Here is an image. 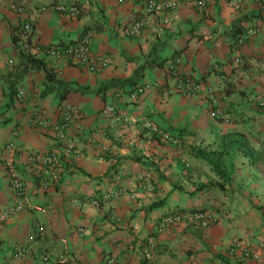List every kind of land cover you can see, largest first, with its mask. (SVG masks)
<instances>
[{"label":"crops","instance_id":"crops-1","mask_svg":"<svg viewBox=\"0 0 264 264\" xmlns=\"http://www.w3.org/2000/svg\"><path fill=\"white\" fill-rule=\"evenodd\" d=\"M10 2L25 4L28 11L16 13ZM57 4L69 9L59 12ZM143 9L142 0H0V210L15 197L10 164L28 186V209L0 228V264H101L107 256L115 258L114 264H141L139 245L155 233L158 220L170 211L196 208L206 211L210 226L164 229L157 235L155 264H264V250L260 260L225 254L235 240L254 246L264 242L263 167L252 166L237 150L223 180L208 161L217 158L225 133L245 134L264 153V110L249 101L251 96L264 99V66L231 61L236 22L241 30L258 28L237 53L264 60V0H242L239 6L232 0H208L203 12L182 2L169 24L150 16L145 29L131 37L127 28ZM26 20L35 23L27 51L22 45ZM85 32L92 36L93 51L111 58L103 71L93 73L45 55L49 45L75 41ZM155 44L164 46L158 53L165 60L162 66L156 65L158 59L149 61ZM28 58L42 60L62 81L91 88L129 79L148 65L132 83L100 93L69 92L61 99L57 91L45 93L47 71L29 68ZM173 59L197 79L194 95L163 94V86L174 85L167 73ZM138 86L147 88L143 95H136ZM20 89L26 93L22 100L17 98ZM64 104L81 113L58 145L62 162L52 172L61 179L44 190L27 159L32 152L49 150L54 134L33 126L31 116L41 113L55 122ZM108 104L116 113L104 116L101 109ZM147 118L178 143L151 135L142 125ZM11 141L13 150L6 148ZM118 189L119 196L104 198ZM27 243L33 246L29 255L16 257L15 246Z\"/></svg>","mask_w":264,"mask_h":264},{"label":"built area","instance_id":"built-area-1","mask_svg":"<svg viewBox=\"0 0 264 264\" xmlns=\"http://www.w3.org/2000/svg\"><path fill=\"white\" fill-rule=\"evenodd\" d=\"M144 2V9L128 26L127 33L131 37L138 36L146 27L148 18L155 16L158 18L161 25H167L170 22V14L178 8L182 2H187L195 6L200 12L206 10L208 6V0H142ZM235 5L239 6L242 0H232ZM55 10L59 12H66L69 8L63 4H57L54 6ZM9 9L18 13L25 14L28 8L25 4L18 2H10ZM73 13L77 12V7H72ZM159 24V25H160ZM35 29V23L32 20L24 21L22 25V35L25 40L23 41L24 50H30L32 43L30 37ZM258 34L257 26H250L245 30H242L237 34L232 41L233 56L231 61L236 66H245L247 64L255 63L258 66H264L263 58L259 56H252L250 58L243 57L238 54V50L247 41L252 39ZM46 56L52 58L55 61L65 60L69 63L79 65L87 68L90 72L99 73L110 66L111 58L106 53H95L92 49V36L90 33H83L78 39L72 42H63L59 44H51L43 49ZM167 73L169 78L174 81L172 87L163 86L161 88L165 96H169L171 92L179 93L184 96L194 95L198 89L199 84L197 79L192 73L182 72L179 67V62L175 59L170 60L167 63ZM144 86H138L135 91L136 95H143L146 92ZM26 93L24 89L18 90L17 98L24 99ZM118 95V94H117ZM249 101H253L257 106L264 110V99L256 98L255 96L249 97ZM59 118L55 122H51L41 113L31 116V123L33 126L40 129L51 131L54 134V145L47 151L32 152L28 156L27 167L33 169L39 177L40 187L44 190H48L52 185L58 183L61 179L60 174L54 173L57 166L62 162V156L59 151L58 145L67 139L68 129L80 116V110L76 106L61 105L58 109ZM116 107L113 104L105 105L101 109V114L107 116L109 114H115ZM121 118L127 123H133L132 118L129 115L122 114ZM143 128L150 132L151 135L158 137L160 140L169 143H178L179 139L172 135V133L166 129L161 128L154 120L145 119L142 123ZM19 131L14 132L15 138L18 137ZM6 148L13 150L15 148V142L11 141L6 145ZM188 165V164H187ZM9 174L11 177V184L13 186L15 197L14 199L0 210V228L11 217L28 209L27 204V182L19 174V170L15 165L10 164ZM119 179V177H117ZM122 193V189L110 191L105 193L104 198L109 199L119 196ZM52 209V205L48 206ZM182 224H190L200 230H205L211 224L206 211L203 209L190 210H174L170 211L162 216L157 224L155 233L147 236L138 248V255L141 259V264H155V258L159 249V242L157 235L164 229L170 226H178ZM32 244H17L14 248L15 256L23 258L32 251ZM264 242L260 241L256 246L249 243L243 244L239 240L233 241L231 246L226 250L227 256H240L244 259H257L260 260L263 256ZM115 258L112 256L105 257L101 264H114ZM71 264H80L77 260Z\"/></svg>","mask_w":264,"mask_h":264},{"label":"trees","instance_id":"trees-1","mask_svg":"<svg viewBox=\"0 0 264 264\" xmlns=\"http://www.w3.org/2000/svg\"><path fill=\"white\" fill-rule=\"evenodd\" d=\"M241 32V28H239L238 22L234 24L233 34H237ZM235 34V35H236ZM235 35L232 37V41L235 39ZM231 41V42H232ZM164 49V46H160L155 44L151 49L149 54V61L157 60L158 53ZM28 58V62L30 63L29 68L33 69H45L47 71V80L50 83L45 93H50L53 91H57L60 98L64 99L69 92L81 91L83 93H100L102 89L110 88L114 84L117 83H132L137 80L141 73H143L144 69L147 67L148 63L142 64L135 72V74L126 80H118L111 79L109 82L101 84L97 88H91L89 86H73L72 83L62 81L56 76H54L51 70L47 69L46 64L40 59ZM164 59H158V66H162L164 64ZM240 151L243 155H245L252 166L254 167H263L264 170V153L257 151L254 147H252L247 140L245 134L243 133H225L221 137L220 148L218 150V156L216 159L209 158L208 161L212 165L215 172L218 174L220 178L226 180L228 178V174L231 172L233 163L231 162V158L235 151ZM202 209V208H196ZM194 209V210H196ZM193 211V210H190Z\"/></svg>","mask_w":264,"mask_h":264},{"label":"rangeland","instance_id":"rangeland-1","mask_svg":"<svg viewBox=\"0 0 264 264\" xmlns=\"http://www.w3.org/2000/svg\"><path fill=\"white\" fill-rule=\"evenodd\" d=\"M169 143V142H168Z\"/></svg>","mask_w":264,"mask_h":264}]
</instances>
